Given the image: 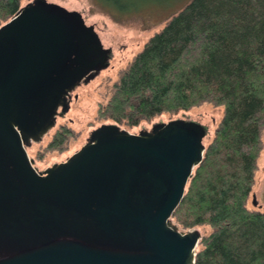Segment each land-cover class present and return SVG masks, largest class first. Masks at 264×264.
Here are the masks:
<instances>
[{"label":"water","instance_id":"obj_1","mask_svg":"<svg viewBox=\"0 0 264 264\" xmlns=\"http://www.w3.org/2000/svg\"><path fill=\"white\" fill-rule=\"evenodd\" d=\"M113 58L81 11L49 0L0 26V264L196 263L203 233L173 215L207 124L185 116L131 132L104 122L42 172L28 154Z\"/></svg>","mask_w":264,"mask_h":264},{"label":"trees","instance_id":"obj_2","mask_svg":"<svg viewBox=\"0 0 264 264\" xmlns=\"http://www.w3.org/2000/svg\"><path fill=\"white\" fill-rule=\"evenodd\" d=\"M21 6L0 0V26ZM207 103L224 115L173 218L208 230L195 264H264V211L248 206L264 148V0H192L136 55L98 115L132 128ZM72 136L58 128L39 157Z\"/></svg>","mask_w":264,"mask_h":264},{"label":"rangeland","instance_id":"obj_3","mask_svg":"<svg viewBox=\"0 0 264 264\" xmlns=\"http://www.w3.org/2000/svg\"><path fill=\"white\" fill-rule=\"evenodd\" d=\"M29 1L31 0H21V5H25ZM49 1L62 4L71 10L81 11L87 23L95 25L105 47L113 49L114 58L110 66L103 70L99 76L89 83L81 85L77 91L75 90L77 99L73 100L70 111L58 119L56 128L66 125L73 131V136L64 149L49 151L45 156L39 157V151H44V148L51 142L52 136L57 130L55 129L30 150L32 157L39 158L38 164L42 168L65 161L85 144L94 128L104 122H112L108 119H100L98 114L100 107L112 97L115 84L151 37L161 31L192 0H116V8L103 0ZM223 115V107L207 103L177 114L164 113L150 122L143 121L138 126L127 129L131 132H138L143 128L151 127L154 122L159 120L168 121L190 116L210 127V134L205 139L207 146ZM248 206L251 209L264 211V148L259 159L256 182ZM198 228L201 229L203 236L208 231L203 227Z\"/></svg>","mask_w":264,"mask_h":264},{"label":"flooded vegetation","instance_id":"obj_4","mask_svg":"<svg viewBox=\"0 0 264 264\" xmlns=\"http://www.w3.org/2000/svg\"><path fill=\"white\" fill-rule=\"evenodd\" d=\"M79 88H80V87H78V89H79ZM78 89H77V90H78ZM77 90H76V91H77ZM76 91H74L73 94H72V97H73V98H72L71 105H72V103H73V100H74V99H77V97H76V96H77ZM59 118H60V117H59ZM59 118H58V119H59ZM55 129H58V128H55ZM55 129H53V130H55ZM53 130H52V131H53ZM52 131H51V132H52ZM51 132H50V133H51ZM50 133H49V134H50ZM49 134H48V135H49ZM48 135H46V136H48ZM53 135H54V134H53ZM46 136H45V137H46ZM52 137H53V136H52ZM44 139H45V138H44ZM36 144H37V143H34L32 146L27 147V151H28V154H29L30 158L33 160V166H34V168L37 170V172H42V171H44L45 169H47L48 167H50V166H47L46 168H42V167L38 164V161H40L39 158H38V157H32V156H31V154H30V150H32V148H33ZM52 165H53V164H52ZM52 165H51V166H52Z\"/></svg>","mask_w":264,"mask_h":264}]
</instances>
